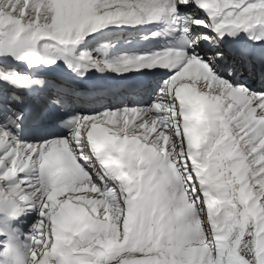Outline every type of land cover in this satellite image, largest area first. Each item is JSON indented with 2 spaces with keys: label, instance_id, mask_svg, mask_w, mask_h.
<instances>
[{
  "label": "snow or ice",
  "instance_id": "1",
  "mask_svg": "<svg viewBox=\"0 0 264 264\" xmlns=\"http://www.w3.org/2000/svg\"><path fill=\"white\" fill-rule=\"evenodd\" d=\"M0 257L264 264V0H0Z\"/></svg>",
  "mask_w": 264,
  "mask_h": 264
},
{
  "label": "clouds",
  "instance_id": "2",
  "mask_svg": "<svg viewBox=\"0 0 264 264\" xmlns=\"http://www.w3.org/2000/svg\"><path fill=\"white\" fill-rule=\"evenodd\" d=\"M27 244L28 241L22 237L20 245L21 250L24 252L26 257H28L30 253V249L27 247ZM0 264H18V262L11 257H0Z\"/></svg>",
  "mask_w": 264,
  "mask_h": 264
}]
</instances>
